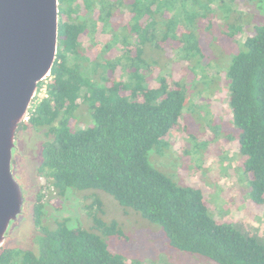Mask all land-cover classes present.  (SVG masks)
<instances>
[{
	"label": "trees",
	"instance_id": "obj_1",
	"mask_svg": "<svg viewBox=\"0 0 264 264\" xmlns=\"http://www.w3.org/2000/svg\"><path fill=\"white\" fill-rule=\"evenodd\" d=\"M197 4L198 0H59V49L48 97L32 104L30 118L18 130L32 126L50 137L38 170L58 195L69 188L103 190L121 206L159 224L175 249L218 264H264V234L213 218L199 189L178 186L149 163L148 152L179 129L187 95L180 81L171 83L161 76L154 84L146 56L149 48L162 49L169 38L177 41L183 59L203 55L194 33H182L178 25V18L183 20ZM100 39H105L104 46ZM115 45L119 50L113 59L107 51ZM118 69L123 78L116 76ZM228 78L230 105L241 130L238 148L247 158L249 196L260 206L264 24L247 37ZM83 107L93 124L76 122ZM42 198L40 193L35 205L40 229L36 248H0V264H130L103 238L126 236L116 221L96 216L92 230L65 223L50 228L42 222ZM96 202L101 209V200Z\"/></svg>",
	"mask_w": 264,
	"mask_h": 264
},
{
	"label": "rangeland",
	"instance_id": "obj_2",
	"mask_svg": "<svg viewBox=\"0 0 264 264\" xmlns=\"http://www.w3.org/2000/svg\"><path fill=\"white\" fill-rule=\"evenodd\" d=\"M198 1L183 14V20L178 18V25L182 33H194L203 55L195 53L192 60L183 59L177 41L169 38L162 49L149 48L146 56L153 66L154 84L165 76L171 83L182 82L187 95L179 129L148 152L149 163L178 186L199 189L213 218L262 235L264 204L256 205L249 196L247 158L238 148L241 130L230 105L228 69L234 57L245 50L247 37L264 24V0ZM100 40L104 46L105 39ZM118 50L115 45L107 55L116 59ZM116 76L123 78V70L118 69ZM50 77L43 83L48 84ZM78 115V125L93 124L85 107ZM17 133L14 172L25 189V213L12 226L5 249L36 248L40 229L35 222V205L42 193V222L50 228L65 223L92 230L96 216L108 223L116 221L126 236L103 238L130 264H218L204 255L175 249L159 224L150 222L140 211L121 206L103 190L69 188L58 195L38 170L44 142L50 137L32 126ZM97 199L101 209L96 208ZM90 203L95 206L89 208Z\"/></svg>",
	"mask_w": 264,
	"mask_h": 264
},
{
	"label": "water",
	"instance_id": "obj_3",
	"mask_svg": "<svg viewBox=\"0 0 264 264\" xmlns=\"http://www.w3.org/2000/svg\"><path fill=\"white\" fill-rule=\"evenodd\" d=\"M59 23V0H0V248L25 213V189L14 172L17 131L52 73Z\"/></svg>",
	"mask_w": 264,
	"mask_h": 264
},
{
	"label": "built area",
	"instance_id": "obj_4",
	"mask_svg": "<svg viewBox=\"0 0 264 264\" xmlns=\"http://www.w3.org/2000/svg\"><path fill=\"white\" fill-rule=\"evenodd\" d=\"M48 78V77H47ZM44 81H46V79L44 80ZM44 81H42V82H44ZM47 85L48 84H42L39 88H38V91L40 90V92L39 93H37L36 95L37 96H35V98H34V100H33V103L32 104H35V103H38V102H40L44 97H48V87H47ZM37 91V92H38ZM43 92V93H42ZM32 107V106H31Z\"/></svg>",
	"mask_w": 264,
	"mask_h": 264
}]
</instances>
